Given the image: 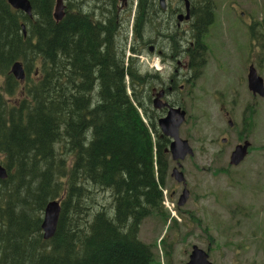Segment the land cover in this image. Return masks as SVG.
Returning <instances> with one entry per match:
<instances>
[{
  "label": "trees",
  "instance_id": "1",
  "mask_svg": "<svg viewBox=\"0 0 264 264\" xmlns=\"http://www.w3.org/2000/svg\"><path fill=\"white\" fill-rule=\"evenodd\" d=\"M28 1L30 17L0 0V264H153L138 227L162 211L170 139L144 68L124 48L102 56L99 22L82 8L99 0H63L60 20L55 0ZM51 200L60 213L43 239Z\"/></svg>",
  "mask_w": 264,
  "mask_h": 264
},
{
  "label": "rangeland",
  "instance_id": "2",
  "mask_svg": "<svg viewBox=\"0 0 264 264\" xmlns=\"http://www.w3.org/2000/svg\"><path fill=\"white\" fill-rule=\"evenodd\" d=\"M263 2L199 1L213 17L202 31L208 47L199 51L205 63L182 91L174 92L178 106L185 111L179 136L188 140L194 152L180 160L189 195L179 206L184 186L171 177L175 161L164 149L169 164L162 211L153 210L138 227L139 239L154 252L153 264H186L193 245L205 250L212 264H264V96L252 95L244 70L251 64L264 82V27L259 24ZM172 43L167 61L176 47ZM219 50L224 52L226 75L211 72L210 53L218 55ZM155 58L141 61L148 65ZM238 73L242 81L236 77ZM3 80L0 76V85ZM175 81L179 85L180 79ZM227 87L233 98L232 127H228L226 115L232 112ZM223 136L228 140L223 142ZM245 139L251 144L245 159L230 165L235 143ZM107 195L98 191L95 199L104 204Z\"/></svg>",
  "mask_w": 264,
  "mask_h": 264
},
{
  "label": "flooded vegetation",
  "instance_id": "3",
  "mask_svg": "<svg viewBox=\"0 0 264 264\" xmlns=\"http://www.w3.org/2000/svg\"><path fill=\"white\" fill-rule=\"evenodd\" d=\"M199 1L205 0H99L95 11L89 4L82 7L84 11L95 15L99 22L100 41H98V47L103 52L102 56L114 54L115 50L124 48L126 56L131 57L135 63H140V66L144 68V87L151 95L148 98L150 106L161 111V115L165 113L166 108L154 107L153 94L157 95L163 91V96L160 98L162 102L167 103L169 107L178 106L177 96L174 92L182 91L189 84V78L194 76L198 68L205 63L202 62L203 58L199 51L205 52L208 47L202 39L205 36L202 29L213 21V17L210 10L203 8ZM106 34L109 37L108 41L105 40ZM163 40L166 41L165 46H163ZM173 41H175L176 47L172 48L173 54L167 61V48L173 44ZM110 51L113 52L110 53ZM219 52L218 55L217 53L215 55L213 51L210 53L208 60L213 59L210 61L211 72L218 71L226 75L225 66L222 64V61L225 60L224 52L220 50ZM154 57L156 58L148 64L149 66L141 61ZM240 58L242 60V56ZM249 68L255 70L256 75L262 78L255 67L253 68L250 64L247 71L244 66L246 83ZM238 75L236 77L242 81L241 74L238 73ZM177 78L180 79L179 85H176L175 79ZM227 96L228 105L232 108L231 87H227ZM253 96L255 97V95ZM226 115L229 116L228 127H232L234 125V121L231 120L233 108L231 114L226 112ZM230 121L232 125H230ZM223 138L225 141L228 140L227 137L223 136L221 139ZM245 140L249 142L248 139ZM242 142L238 141L235 145Z\"/></svg>",
  "mask_w": 264,
  "mask_h": 264
},
{
  "label": "water",
  "instance_id": "4",
  "mask_svg": "<svg viewBox=\"0 0 264 264\" xmlns=\"http://www.w3.org/2000/svg\"><path fill=\"white\" fill-rule=\"evenodd\" d=\"M8 3L12 8L22 10L28 14L29 17L31 16V6L28 0H8ZM54 4L53 17L56 20H60L64 16V2L63 0H55ZM22 29L25 33L24 25H22ZM21 66V63L14 62L10 67V72L16 80L22 81L25 75L23 67ZM251 69L252 68H249L250 71L247 78L248 89L253 95L258 94L264 96V82L261 77L256 75L255 70L253 71V69ZM153 96V105L155 108H166V110H164L165 113L158 117L157 125L163 135L172 138L169 146L165 148V151L169 152L171 154V159L176 162L175 166L172 167L171 177L173 176V178L181 182L184 186L180 196H178V205L180 206L187 201L189 195V191L185 184V176L181 170L182 164L180 160H183L188 155L194 154L188 140L179 136V127L183 123L182 121L185 120V111L180 106L169 107L167 103L162 102L160 98L163 96V91H160L157 95L153 94ZM230 125H232L231 121ZM222 141L224 142L225 139L223 138ZM249 145L247 140L240 144H236L233 151L230 153L229 163L234 166L243 161L248 152ZM6 176V168L0 163V179L6 178ZM58 201L59 200H51L45 206L43 221L40 226L44 238L52 237L55 232L59 217L58 213H60V203ZM188 258L186 264H212L209 260L208 253L197 245L192 246Z\"/></svg>",
  "mask_w": 264,
  "mask_h": 264
},
{
  "label": "bare ground",
  "instance_id": "5",
  "mask_svg": "<svg viewBox=\"0 0 264 264\" xmlns=\"http://www.w3.org/2000/svg\"><path fill=\"white\" fill-rule=\"evenodd\" d=\"M169 139H170V142H171V140H172V138L171 137H168ZM170 144V143H169ZM169 146V145H168ZM169 153V152H168Z\"/></svg>",
  "mask_w": 264,
  "mask_h": 264
},
{
  "label": "built area",
  "instance_id": "6",
  "mask_svg": "<svg viewBox=\"0 0 264 264\" xmlns=\"http://www.w3.org/2000/svg\"><path fill=\"white\" fill-rule=\"evenodd\" d=\"M165 202H166V201H164L163 203L165 204ZM166 205H167V203H166Z\"/></svg>",
  "mask_w": 264,
  "mask_h": 264
}]
</instances>
